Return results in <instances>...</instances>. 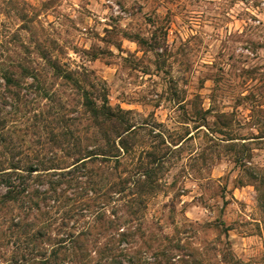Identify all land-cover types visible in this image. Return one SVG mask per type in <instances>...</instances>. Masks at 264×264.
<instances>
[{
    "label": "rangeland",
    "instance_id": "1",
    "mask_svg": "<svg viewBox=\"0 0 264 264\" xmlns=\"http://www.w3.org/2000/svg\"><path fill=\"white\" fill-rule=\"evenodd\" d=\"M14 161L46 177L0 207V264H264V0H0Z\"/></svg>",
    "mask_w": 264,
    "mask_h": 264
},
{
    "label": "trees",
    "instance_id": "2",
    "mask_svg": "<svg viewBox=\"0 0 264 264\" xmlns=\"http://www.w3.org/2000/svg\"><path fill=\"white\" fill-rule=\"evenodd\" d=\"M84 106L91 113V115L94 118L101 119L103 121L109 122L110 124L112 122L118 124H123L125 121H123L119 115L120 113H115L111 110L109 105L106 102V99L104 98V104L100 106H96L94 102L91 99H88L87 97L84 98ZM121 112V111H119ZM117 125H112V128H115ZM130 128L126 125L124 127V131H128ZM82 155L78 159L75 160V162L70 165L67 169V173L71 174L74 173L78 169L76 167L77 164L83 163L87 158L90 159L94 156H98V153H89L88 151L85 150V152L81 151ZM19 161H14L11 162L9 167L7 169L0 168V207H4L6 203H10L9 206H12L16 203L20 202V205L23 206L26 210H32L35 208V210H38V207L36 203H33V199L37 198V192L34 193V190L32 189L30 192V182H34L36 179L44 180L46 177L45 169H39V165L36 163H28L26 166H24L23 169H19V167L16 165ZM83 167V166H81ZM19 171V172H18ZM41 172V173H39ZM259 177L260 183L258 182V186L256 189L261 193V195L264 197V175H259L256 178ZM49 188L53 186L48 191H51L54 189V182L52 180H49ZM53 191V190H52ZM41 194L47 193V189L43 190L40 192ZM32 212H30L31 214ZM25 214V213H24ZM14 222V223H13ZM12 222V226H16L17 224V219ZM32 224H30L31 226ZM42 231L37 230L35 232V235H41ZM130 263V259L128 260ZM122 261L120 260H115L109 259V260H104L103 262H98L96 264H121Z\"/></svg>",
    "mask_w": 264,
    "mask_h": 264
}]
</instances>
